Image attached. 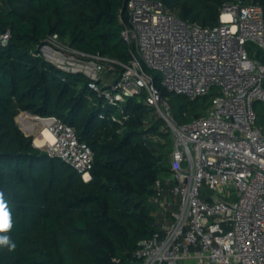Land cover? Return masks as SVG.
<instances>
[{"label":"trees","instance_id":"trees-1","mask_svg":"<svg viewBox=\"0 0 264 264\" xmlns=\"http://www.w3.org/2000/svg\"><path fill=\"white\" fill-rule=\"evenodd\" d=\"M239 1L264 7V0H162L201 26L217 24L224 3ZM125 3L0 0V34L10 33L0 46V192L12 217L11 230L0 235L16 245L0 246V264H139V243L158 229L149 198L155 182L170 174V129L134 97L123 103L126 119H111L114 108L90 92L85 77L65 73L39 54L45 37L57 33L82 52L127 63L120 19ZM247 46L252 54L253 45ZM255 53L264 62V53ZM156 87L178 123L202 115L215 94L189 98ZM253 109L264 133V101ZM20 111L73 126L93 153L90 178L36 147L15 121Z\"/></svg>","mask_w":264,"mask_h":264},{"label":"built area","instance_id":"built-area-1","mask_svg":"<svg viewBox=\"0 0 264 264\" xmlns=\"http://www.w3.org/2000/svg\"><path fill=\"white\" fill-rule=\"evenodd\" d=\"M122 37L127 63L82 52L45 37L39 54L57 69L80 74L104 103L117 108L111 119L127 118L123 103L136 98L152 108L170 129L169 176L155 182L149 202L168 208L166 220L135 251L139 264H264V133L256 125L253 103L264 101V7L226 2L218 23L201 26L180 18L162 0H126ZM10 37L0 34V46ZM189 98L215 91L202 115L174 120L168 101L154 83ZM103 113L100 117H104ZM47 153L90 178L93 153L73 126L52 117ZM178 202L164 199V186Z\"/></svg>","mask_w":264,"mask_h":264},{"label":"rangeland","instance_id":"rangeland-1","mask_svg":"<svg viewBox=\"0 0 264 264\" xmlns=\"http://www.w3.org/2000/svg\"><path fill=\"white\" fill-rule=\"evenodd\" d=\"M250 48H251L253 54H256L255 52H256L257 48L255 46H250ZM256 58H258V57H256ZM149 72L155 77V84H156V86L163 87L161 85L159 73L156 72V71H151V70H149ZM166 92H167V94L172 93V92L167 91V90H166ZM88 100L89 101H92L93 100V97L92 98H88ZM199 100H202L203 101V98H200ZM261 102L262 101H259V100L256 101L255 100L254 101V104L260 105ZM149 109H150L149 114H150V116H151L152 119L158 117V115L153 111L152 108L149 107ZM116 111H117V108L114 109L113 113H115ZM22 114H24V116H22ZM23 117L26 118L25 119L26 121H24ZM52 117L53 116H44L43 117V116H39V115L32 114V113H30L28 111H20L15 116V121H16L17 125L19 126V128L22 130V132L24 134H26V135H32V137H33V144L36 147H38L39 149L47 152V143H49L50 140H48L46 138L45 134H43V131L44 130H47L48 125L50 124V119ZM146 124H148V123H146ZM30 126L32 127V129L29 128ZM28 129H30V132L29 131L27 132ZM148 137L155 138L154 135H149ZM36 139L39 140V141H37ZM168 186L169 185H165L164 186V199L166 201H171L172 203H177L178 200H179L178 197L177 196H171L170 195V193L168 191ZM152 207H153V209L151 211V214L155 218V220H156L157 223L162 222L163 220H166L167 219L168 213H169L168 208L167 209L166 208H161V207H157V206H154V205H152Z\"/></svg>","mask_w":264,"mask_h":264},{"label":"clouds","instance_id":"clouds-1","mask_svg":"<svg viewBox=\"0 0 264 264\" xmlns=\"http://www.w3.org/2000/svg\"><path fill=\"white\" fill-rule=\"evenodd\" d=\"M12 228V217L8 205L4 200L3 192H0V233H8ZM0 246H8L9 250L15 249L16 245L8 235H0Z\"/></svg>","mask_w":264,"mask_h":264},{"label":"crops","instance_id":"crops-1","mask_svg":"<svg viewBox=\"0 0 264 264\" xmlns=\"http://www.w3.org/2000/svg\"><path fill=\"white\" fill-rule=\"evenodd\" d=\"M22 116H24V114H22ZM24 121H26L25 117H23ZM30 129H32V127L30 126L29 127ZM30 129L27 130V132L29 131L30 132ZM182 264H206L205 262H200L198 260H196L195 258H185L182 260Z\"/></svg>","mask_w":264,"mask_h":264},{"label":"bare ground","instance_id":"bare-ground-1","mask_svg":"<svg viewBox=\"0 0 264 264\" xmlns=\"http://www.w3.org/2000/svg\"><path fill=\"white\" fill-rule=\"evenodd\" d=\"M43 134H45V136H46V138H47L48 140L52 141V136H51V134L49 133L48 129H47V130H44V131H43ZM36 140H37V139H36ZM36 140H35V141H36ZM37 141H39V140H37Z\"/></svg>","mask_w":264,"mask_h":264}]
</instances>
